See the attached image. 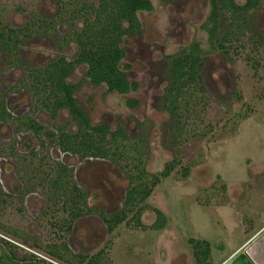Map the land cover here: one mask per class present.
<instances>
[{"label": "rangeland", "instance_id": "obj_1", "mask_svg": "<svg viewBox=\"0 0 264 264\" xmlns=\"http://www.w3.org/2000/svg\"><path fill=\"white\" fill-rule=\"evenodd\" d=\"M150 1L152 9L138 15V31L121 42L125 56L120 68L128 81L136 84L135 89L118 94L103 85L90 84L83 66L77 67L68 80L76 88L78 107L91 123H104L110 129L120 126L130 139L143 140L142 159L149 173H157L165 163L176 160L168 176L153 187L141 211L143 225L153 221L152 208L163 212L166 224L151 230L131 228L122 222L112 235L105 232L103 240L86 253L110 240L102 252L105 264H194L187 240L199 238L217 250L211 248L215 264L218 259L224 261L230 249L246 236L249 226L264 222V46L258 44L264 38V0L248 12L255 29L252 40L258 42L256 50L251 51L248 41L243 51L229 52L228 56L208 43L202 26L207 0ZM55 6V0H0V23L18 28L36 12L50 17ZM192 43H197L203 57L200 73L205 103L199 102L196 92L197 102L190 103L194 106L186 120L187 133L172 147L170 114L162 99L169 84L168 57L189 49ZM32 47L47 57L56 49L52 40L38 35L24 46ZM56 51L71 57L75 53L72 45ZM245 54L258 61L255 69ZM132 100L136 105L129 107ZM37 115L45 119L42 112ZM62 122H68L65 111L54 120ZM96 164L89 163L83 169L88 175L85 181L100 185L98 188L111 197L106 199V207L112 201V207L119 208L118 200L127 184L123 172L110 162ZM183 165L189 166L185 177L179 174ZM206 198L208 203H202ZM48 235L42 228L39 244L44 250ZM228 262L225 264H234Z\"/></svg>", "mask_w": 264, "mask_h": 264}, {"label": "flooded vegetation", "instance_id": "obj_2", "mask_svg": "<svg viewBox=\"0 0 264 264\" xmlns=\"http://www.w3.org/2000/svg\"><path fill=\"white\" fill-rule=\"evenodd\" d=\"M62 2L65 0H55L50 17L36 12L21 27L0 23V264H75L78 260L84 264L103 252L110 240L93 253L87 254L86 250L92 245L96 247L105 232L112 235L120 224L109 230L106 218L121 210L126 185L118 200L119 208L112 207V201L106 207V199L111 197L98 188L99 184L92 185L88 179L86 182L88 175L83 174L89 163L97 165L106 161L119 167L114 161L64 147L65 136L75 131L76 124L66 109L60 108L52 116L38 101L43 86L35 82V76L56 61L72 60L77 53L67 19L60 16ZM150 10L139 11L138 21L139 13ZM74 24L80 23L76 20ZM34 35L52 40L56 49L72 45L75 53L72 57L66 56L54 48V54L47 57L36 47L25 49ZM79 66L85 71L83 64H77L65 76V82L74 88L72 97L77 107L76 88L68 77ZM132 101L135 104L129 107L136 105ZM63 111L68 122L54 123ZM37 112H42L45 119H40ZM81 112L91 125L108 127L100 122L91 123L84 111ZM42 228L49 233L45 250L39 244Z\"/></svg>", "mask_w": 264, "mask_h": 264}, {"label": "trees", "instance_id": "obj_3", "mask_svg": "<svg viewBox=\"0 0 264 264\" xmlns=\"http://www.w3.org/2000/svg\"><path fill=\"white\" fill-rule=\"evenodd\" d=\"M171 3L173 0H162ZM260 0H208V13L203 23L209 45L222 52L224 56L237 54L245 49L246 42L251 51L258 44L264 46V38L258 43L252 40V27L248 12L256 9ZM60 16L67 19L70 37L76 43V56L70 61L59 60L44 69V73L35 76V82L42 87L38 101L53 116L64 108L76 124L73 133L65 136L64 147L77 152L99 156L114 161L123 172L127 184L122 208L117 214L106 218V225L112 230L117 224L124 223L131 228L160 230L166 224V217L157 208H152L154 219L147 226L140 221L141 211L146 207L145 200L153 187L166 178L176 160L164 164L157 173H149L145 168L143 140L130 139L121 127L110 131L102 124L91 125L72 97L73 86L65 82L66 74L77 64L85 66V77L92 84H101L107 91L125 94L136 84L127 80L120 66L124 53L120 41L124 35L139 28L137 13L150 10V0H65L61 3ZM78 20L79 26L74 22ZM258 43V44H256ZM256 52V51H255ZM244 58L255 69L258 61L250 55ZM169 84L163 95V106L170 114L169 126L172 147L186 131V120L193 110L195 93L199 102L205 103L201 78L203 57L197 43L189 49H182L168 57ZM255 71V70H254ZM44 88V89H43ZM132 101L128 106L134 105ZM237 115L232 119L234 125ZM232 128V126L230 127ZM189 166L180 167L179 174L185 177ZM60 172V171H58ZM221 190L223 186H220ZM208 199L202 203L207 204ZM195 264H208L209 243L205 239L188 238ZM102 251L90 257L84 264H105ZM81 260L75 262L79 264Z\"/></svg>", "mask_w": 264, "mask_h": 264}, {"label": "crops", "instance_id": "obj_4", "mask_svg": "<svg viewBox=\"0 0 264 264\" xmlns=\"http://www.w3.org/2000/svg\"><path fill=\"white\" fill-rule=\"evenodd\" d=\"M256 226L257 227H252V225L249 226L250 229L247 232H244L246 236L240 242H238L234 248H231L230 249L231 251L228 252V254L225 253L227 256L226 258H223L224 261L218 259L215 264H225L228 261H231L230 263L233 262L234 264H264V222ZM208 243H209L208 264H213L212 261L213 247H211V243L209 241ZM213 250L217 252L216 249ZM219 253L220 252H218L216 255H218ZM191 255H192V261L195 264L193 254L191 253Z\"/></svg>", "mask_w": 264, "mask_h": 264}]
</instances>
